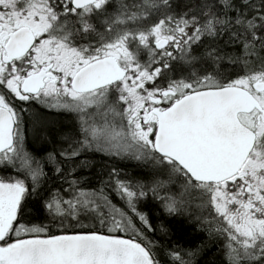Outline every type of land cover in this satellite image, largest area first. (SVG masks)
<instances>
[{
  "label": "snow or ice",
  "instance_id": "obj_1",
  "mask_svg": "<svg viewBox=\"0 0 264 264\" xmlns=\"http://www.w3.org/2000/svg\"><path fill=\"white\" fill-rule=\"evenodd\" d=\"M213 247L264 264V0H0V264Z\"/></svg>",
  "mask_w": 264,
  "mask_h": 264
},
{
  "label": "trees",
  "instance_id": "obj_2",
  "mask_svg": "<svg viewBox=\"0 0 264 264\" xmlns=\"http://www.w3.org/2000/svg\"><path fill=\"white\" fill-rule=\"evenodd\" d=\"M121 167H123V165H121ZM170 224L175 225V227H174L173 230L180 232V234L182 235V238L185 239L186 245H191V246L194 247L195 244L198 242V240L204 236V233H199L198 235L193 234V235L184 237L182 230L184 229L185 226L180 223L179 218H177L176 220L171 221ZM187 232L192 233V229L191 228H188L187 229ZM215 258H217V254L215 252V247H213L211 250H207L206 249L203 252V254H202L201 264H204V261L205 260H209L210 261V260L215 259Z\"/></svg>",
  "mask_w": 264,
  "mask_h": 264
}]
</instances>
